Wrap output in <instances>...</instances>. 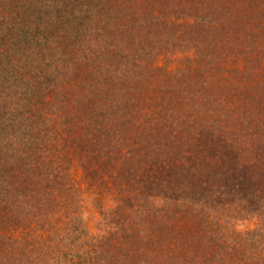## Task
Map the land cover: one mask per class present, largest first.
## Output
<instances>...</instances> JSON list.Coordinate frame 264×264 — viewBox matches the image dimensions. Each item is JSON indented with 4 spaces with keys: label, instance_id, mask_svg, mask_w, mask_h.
<instances>
[{
    "label": "trees",
    "instance_id": "16d2710c",
    "mask_svg": "<svg viewBox=\"0 0 264 264\" xmlns=\"http://www.w3.org/2000/svg\"><path fill=\"white\" fill-rule=\"evenodd\" d=\"M0 264H264V0H0Z\"/></svg>",
    "mask_w": 264,
    "mask_h": 264
}]
</instances>
